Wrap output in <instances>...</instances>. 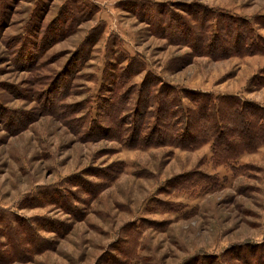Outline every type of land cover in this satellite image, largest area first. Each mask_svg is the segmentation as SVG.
<instances>
[{"label":"rangeland","instance_id":"obj_1","mask_svg":"<svg viewBox=\"0 0 264 264\" xmlns=\"http://www.w3.org/2000/svg\"><path fill=\"white\" fill-rule=\"evenodd\" d=\"M231 22L264 50V0H0V264L264 261V146L232 168L210 143L125 148L150 75L187 108H264V51L233 52Z\"/></svg>","mask_w":264,"mask_h":264},{"label":"trees","instance_id":"obj_2","mask_svg":"<svg viewBox=\"0 0 264 264\" xmlns=\"http://www.w3.org/2000/svg\"><path fill=\"white\" fill-rule=\"evenodd\" d=\"M183 20L180 25L188 27L186 20ZM240 26L248 29L234 28L232 22L224 26L225 39L231 38V50L238 56L262 53L264 50L258 44L261 39L254 35L253 29L246 25ZM202 37L203 40L199 39L196 44H192L194 55L217 58L216 53L209 50L220 41L210 38L212 40L205 42L204 36ZM226 42L225 40L224 43ZM220 44L215 48L216 51H219ZM228 50L230 49H222L221 53ZM160 84L161 81L151 75L143 83V92L140 93L143 101L141 103L138 100L137 113L132 118V123H129V138L127 137L125 148L147 150L170 146L193 151L210 143L213 162L232 168L242 154L254 153L264 146V108L258 104L233 96L187 93L186 98L191 103L187 108L180 101L181 95L185 93H177L176 89L165 85L160 88ZM161 89L172 93H160ZM149 118L155 119L153 126L147 124ZM111 120L118 123L115 126L116 134H121V122L115 116H111ZM258 249L264 254V246ZM246 263L264 264V261L257 258L254 263L249 260Z\"/></svg>","mask_w":264,"mask_h":264}]
</instances>
